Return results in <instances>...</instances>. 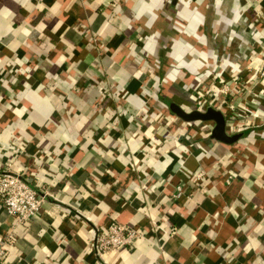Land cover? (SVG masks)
<instances>
[{
	"label": "crops",
	"instance_id": "0c3cea01",
	"mask_svg": "<svg viewBox=\"0 0 264 264\" xmlns=\"http://www.w3.org/2000/svg\"><path fill=\"white\" fill-rule=\"evenodd\" d=\"M254 9L264 0H0V176L10 165L43 198L15 228L0 203L8 263L264 264V83L254 89L246 71L264 62ZM236 77L253 97L228 96L239 109L220 111L227 131L244 126L234 144L169 112ZM198 172L207 180L195 186ZM112 224L145 237L98 257L96 233Z\"/></svg>",
	"mask_w": 264,
	"mask_h": 264
},
{
	"label": "built area",
	"instance_id": "2783aa9c",
	"mask_svg": "<svg viewBox=\"0 0 264 264\" xmlns=\"http://www.w3.org/2000/svg\"><path fill=\"white\" fill-rule=\"evenodd\" d=\"M257 13V25H264V13L262 10H255ZM249 73L252 74V78L256 79V84L263 86L264 83V62L248 69ZM152 71L151 66L146 67V72L150 74ZM250 80V79H249ZM245 80L242 81L241 78H233L227 82H215L213 87L209 90L206 89V85L201 87L198 91L194 93V99L192 102L191 109L193 111L205 112L208 109H214L221 111L225 109L230 112H235L239 108L231 107L228 105L226 99L228 96L234 97L244 94L245 97L251 95L250 91L245 86ZM249 86V84H248ZM263 88V87H262ZM262 91V90H261ZM264 92L260 94V98ZM249 94V95H248ZM142 95L144 97L150 98L154 96V92H150L145 88L142 89ZM248 95V96H247ZM104 96L111 97L108 91H104ZM256 96V95H254ZM250 97V96H249ZM258 98V97H254ZM243 114L246 115L247 112L243 109ZM159 119V115L154 118ZM181 121V120H180ZM244 126L237 127V121L234 125L230 126L229 131L226 133L228 136H233L241 132ZM10 165H7V173L0 176V203L7 213V215L14 221V228L17 226H23L30 223L33 219H36L41 206L43 204V198L31 188L27 182L22 179L19 175L12 172ZM190 181L197 186L198 183H203L207 180V177L202 173H194L189 176ZM232 176L225 175L224 182L229 185L232 181ZM191 188H193L191 186ZM187 190L186 186L178 185L174 188L173 199L177 200L185 194ZM175 234V231L171 233ZM145 237L144 232L140 229H135L133 227H126L118 224H112L105 229H101L96 233L93 251L96 256L101 257L102 255L115 251L121 248L131 249L135 242L139 239ZM15 244V237L13 232L6 237L4 241L0 240V264H11L7 262V252L8 247Z\"/></svg>",
	"mask_w": 264,
	"mask_h": 264
},
{
	"label": "water",
	"instance_id": "95a60500",
	"mask_svg": "<svg viewBox=\"0 0 264 264\" xmlns=\"http://www.w3.org/2000/svg\"><path fill=\"white\" fill-rule=\"evenodd\" d=\"M169 111L184 123L191 124L198 122L213 124L211 138L219 143L231 145L239 139V136H228L226 133L225 118L220 111L208 109L205 112H186L184 109L175 104L169 105Z\"/></svg>",
	"mask_w": 264,
	"mask_h": 264
},
{
	"label": "rangeland",
	"instance_id": "374dc122",
	"mask_svg": "<svg viewBox=\"0 0 264 264\" xmlns=\"http://www.w3.org/2000/svg\"><path fill=\"white\" fill-rule=\"evenodd\" d=\"M253 16H252V20L250 21L251 23H250V25H252L253 26V30H251L250 31V34L252 35V37L256 40V41H258L259 39H260V34H258V36H254V34L256 33V35H257V32H255V31H257V30H255V28H254V25L255 26H257V18H256V15H257V13L255 12V9L253 10ZM248 20L249 19H247V20H245V22H248ZM258 27V26H257ZM255 30V31H254ZM259 33V32H258ZM263 36V35H262ZM258 61V60H257ZM249 68H251V66H249L248 67V69ZM248 69H246V71L248 72L249 70ZM241 77H242V75H241ZM248 79H250V83L253 85L252 87L255 89L256 87H257V84H256V79L255 78H252V74H249L248 75ZM199 80V78H196L195 77V83H196V81H198ZM222 81V80H221ZM242 81H244V79H242ZM215 83V82H214ZM214 83H211L210 85H206V89L207 90H209L210 88H212L213 87V85H214ZM258 84H259V82H258ZM256 85V86H255ZM198 88V89H197ZM196 88V91H198L201 87H197ZM250 88H248V90H249ZM249 91H251V90H249ZM249 95V94H248ZM247 95V96H248ZM253 96L251 95L250 96V98H252ZM249 98V96L246 98V99H248ZM261 98H262V96H261ZM261 98H259V96H258V98H255L256 99V101L257 100H260V101H263ZM185 111H187V112H192L193 110L192 109H188V110H185ZM170 112V111H169Z\"/></svg>",
	"mask_w": 264,
	"mask_h": 264
},
{
	"label": "trees",
	"instance_id": "16d2710c",
	"mask_svg": "<svg viewBox=\"0 0 264 264\" xmlns=\"http://www.w3.org/2000/svg\"><path fill=\"white\" fill-rule=\"evenodd\" d=\"M49 81H50V79H48L47 86H49ZM197 123H198V122H197ZM233 136H234V135H233ZM235 136H239V139L241 138V134H240V133L236 134ZM239 139H238V140H239ZM238 140H237V141H238ZM237 141H236V142H237Z\"/></svg>",
	"mask_w": 264,
	"mask_h": 264
}]
</instances>
